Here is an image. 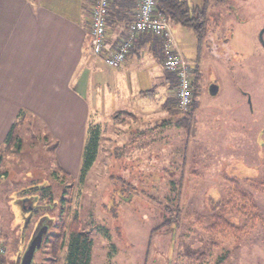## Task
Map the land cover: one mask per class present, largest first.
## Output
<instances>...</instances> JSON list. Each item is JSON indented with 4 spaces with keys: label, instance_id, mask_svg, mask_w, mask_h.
<instances>
[{
    "label": "rangeland",
    "instance_id": "obj_1",
    "mask_svg": "<svg viewBox=\"0 0 264 264\" xmlns=\"http://www.w3.org/2000/svg\"><path fill=\"white\" fill-rule=\"evenodd\" d=\"M213 1L200 47L191 29L169 23L178 53L200 63L190 129L176 124L181 113L174 86L167 110H154L152 118L161 125L156 130L143 125L147 136L136 143L138 129L119 122L132 120L103 110L102 121L94 123L100 134L95 162L81 179L59 171L54 140L37 122L32 130L22 129L16 151L14 145L0 150V238H6L7 250L21 229L25 251L38 228L31 217L25 230L29 216L17 193L49 184L53 209L39 214L47 219V232L32 264L55 260L51 244L63 227L66 238L75 220L77 230L93 240L90 264H264L261 179H232L259 177L263 170L264 52L257 35L264 27V0ZM150 59L139 66L126 62L139 67H127L128 89L134 90L135 75L146 81L140 87H156L162 71ZM168 220L170 225L161 226ZM66 255L64 244L55 264H66Z\"/></svg>",
    "mask_w": 264,
    "mask_h": 264
},
{
    "label": "crops",
    "instance_id": "obj_2",
    "mask_svg": "<svg viewBox=\"0 0 264 264\" xmlns=\"http://www.w3.org/2000/svg\"><path fill=\"white\" fill-rule=\"evenodd\" d=\"M132 1L136 5L137 0ZM92 3L93 0H0V150L13 146L7 147L5 141L15 123L18 122L16 135L21 140L22 129L29 130L37 122L54 140L59 171L71 178L79 175L89 128L98 127L94 123L102 121L103 110L110 117L119 114L130 118L131 122L118 121L138 129L134 134L136 143L147 136V129L142 128L156 130L161 125L152 118L154 110L168 108L173 97L174 77L163 72L162 52L142 35L135 39L117 69L108 68L101 57L91 53L88 33ZM137 6L131 0H110L105 42L111 51L126 37ZM132 56L135 59L131 60ZM147 56L151 65L162 71L160 81L154 89H146L138 85L146 81L135 75L134 90L128 89L127 67L132 65L133 70L135 65L126 66V62L139 66ZM193 64L197 70L193 81L198 87L200 63ZM102 88H108V92H99ZM144 117L150 118L144 121Z\"/></svg>",
    "mask_w": 264,
    "mask_h": 264
},
{
    "label": "trees",
    "instance_id": "obj_3",
    "mask_svg": "<svg viewBox=\"0 0 264 264\" xmlns=\"http://www.w3.org/2000/svg\"><path fill=\"white\" fill-rule=\"evenodd\" d=\"M199 1H200L199 5L191 6L188 4L186 0H156L155 10L156 13L163 14L168 19L169 23L180 24L183 27L191 29L195 34L197 38L198 46L200 47L202 41L207 37V34L209 32V21H210L209 6L211 0H199ZM137 2L138 0L136 1V5H135V2L131 0V3H133V6L135 7L137 6ZM214 2L216 3L217 0H215ZM132 21H130V23ZM142 36L143 38L151 41L162 52L161 38L151 33H146L143 34ZM162 58L164 59L163 52H162ZM196 71L194 73H196ZM167 73L174 77V82L171 84V87H174L176 84V78L173 74L169 72ZM192 86H193V98H194L196 96V91H197L195 81H193ZM150 92H153V90L149 91V93ZM195 106H196V102L193 101L190 110L188 112L181 113V117L176 123L178 127L187 130L190 129L193 120V113ZM115 117L116 119H119L120 115L117 114ZM17 123L13 125L5 141L7 147H11L12 145H14L15 151L18 149V147H21V140L16 135V128L18 125ZM99 136H100L99 127L89 128L87 141L83 151L81 169L79 172V179L85 176L87 170L95 162L97 149L99 145L98 143ZM63 175L69 176L68 174H64V173ZM17 194H19L20 196L29 194L36 199V204L38 205V207L35 209L32 219L33 218L36 219L35 224L37 226L40 224L41 220L43 219V217L39 216L40 212L50 211L53 209L54 195L49 184H34L31 185L30 187L20 190ZM222 221L223 220H221V222ZM171 223L172 221L168 220L165 221L161 226H168ZM72 224L75 228L70 230L68 236L66 237L67 239L65 238V228L64 227L62 228L58 237L55 240H53L51 244L52 247L51 252L56 260V258L59 256V253L65 244L67 248V255L65 257L66 264H90L92 251H93V244H94L93 240L89 236V233H85L77 230V224H78L77 220H75ZM26 229L27 226L25 227V230ZM156 230H153L152 233H154ZM20 231L21 229L16 231L17 232L16 234L15 233L13 234L14 242H12L8 250H7L8 244L6 238L4 237L5 240L0 238V247L2 248V252H0V264H20L21 257L25 249L24 248L25 243H23L24 239H22L20 235ZM28 239L29 238L27 237V240ZM12 258L14 259V261H12L13 260ZM55 260L52 261L50 264H55Z\"/></svg>",
    "mask_w": 264,
    "mask_h": 264
},
{
    "label": "built area",
    "instance_id": "obj_4",
    "mask_svg": "<svg viewBox=\"0 0 264 264\" xmlns=\"http://www.w3.org/2000/svg\"><path fill=\"white\" fill-rule=\"evenodd\" d=\"M109 2L110 0L93 1L88 33L91 53L101 57L108 68L117 69L126 60L137 37L151 33L161 38L163 68L176 78V109L180 113L188 112L193 103L192 83L196 65L183 58L174 47L168 19L163 14L156 13V0L139 1L135 18L127 27L126 37L114 51L105 42Z\"/></svg>",
    "mask_w": 264,
    "mask_h": 264
},
{
    "label": "flooded vegetation",
    "instance_id": "obj_5",
    "mask_svg": "<svg viewBox=\"0 0 264 264\" xmlns=\"http://www.w3.org/2000/svg\"><path fill=\"white\" fill-rule=\"evenodd\" d=\"M224 2H225V0H217L216 4H222ZM213 3H215V2L213 1ZM257 44H259V46L261 47L262 51L264 52V27H261V29L258 32ZM246 95H247V93H246ZM247 96H248V102L251 104L252 103V96H251L250 93H248ZM260 135L262 137V152H261L262 161H261V164L263 165V170L261 171L260 176L259 177L245 176V177H240V178L232 177V179H244V180H252V179L253 180H258V179H261V181L259 183L263 186V192H264V125L261 128V134ZM235 190H236L235 192H239L238 186H236ZM18 200H19V198H18ZM20 207L24 211H26L28 215L30 213H32V215H31V217H32L33 214H34V211L38 207V205L36 204V199L33 196L24 195V196L20 197ZM29 208H31L32 211H28ZM46 221H47V219L45 217H43V219L41 220L40 224L38 225L37 231L31 236V239H32V237H34L38 233V231L43 227V223H45Z\"/></svg>",
    "mask_w": 264,
    "mask_h": 264
},
{
    "label": "water",
    "instance_id": "obj_6",
    "mask_svg": "<svg viewBox=\"0 0 264 264\" xmlns=\"http://www.w3.org/2000/svg\"><path fill=\"white\" fill-rule=\"evenodd\" d=\"M216 89H213V92H216ZM28 211H32L31 208L28 209ZM32 213H30L28 216V220L25 223V227L27 226L28 222L30 221ZM47 232V226H43L38 233L30 240L26 250L24 251L20 264H32L33 257L35 252L41 248L42 242H43V236Z\"/></svg>",
    "mask_w": 264,
    "mask_h": 264
}]
</instances>
